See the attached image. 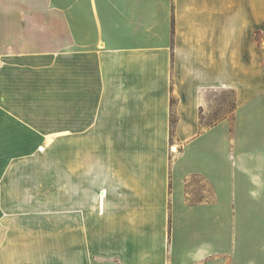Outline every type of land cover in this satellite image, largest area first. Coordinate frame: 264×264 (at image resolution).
Here are the masks:
<instances>
[{"label": "crops", "instance_id": "obj_1", "mask_svg": "<svg viewBox=\"0 0 264 264\" xmlns=\"http://www.w3.org/2000/svg\"><path fill=\"white\" fill-rule=\"evenodd\" d=\"M24 100L75 140L58 210L0 168V264H264V0H0V105Z\"/></svg>", "mask_w": 264, "mask_h": 264}, {"label": "rangeland", "instance_id": "obj_2", "mask_svg": "<svg viewBox=\"0 0 264 264\" xmlns=\"http://www.w3.org/2000/svg\"><path fill=\"white\" fill-rule=\"evenodd\" d=\"M9 106L20 107L21 115L12 116L5 109L3 111L4 107L0 105V168H3V172L14 171L35 177L36 203H45L58 210L61 151L67 142L75 140L74 133L60 132V102L24 100L9 102ZM9 106L6 108L9 109ZM234 110L231 90L207 92L202 114L203 126L224 118L232 120ZM41 145L45 146V151L40 150ZM64 151H68V156L74 155V149ZM55 216L52 214L53 220Z\"/></svg>", "mask_w": 264, "mask_h": 264}, {"label": "bare ground", "instance_id": "obj_3", "mask_svg": "<svg viewBox=\"0 0 264 264\" xmlns=\"http://www.w3.org/2000/svg\"><path fill=\"white\" fill-rule=\"evenodd\" d=\"M173 149H174V150H176V149H177V147H176V146H174V147H173ZM40 150H41V151H44V150H45V146L41 145V146H40Z\"/></svg>", "mask_w": 264, "mask_h": 264}, {"label": "trees", "instance_id": "obj_4", "mask_svg": "<svg viewBox=\"0 0 264 264\" xmlns=\"http://www.w3.org/2000/svg\"><path fill=\"white\" fill-rule=\"evenodd\" d=\"M206 125H210V124L207 123Z\"/></svg>", "mask_w": 264, "mask_h": 264}, {"label": "built area", "instance_id": "obj_5", "mask_svg": "<svg viewBox=\"0 0 264 264\" xmlns=\"http://www.w3.org/2000/svg\"><path fill=\"white\" fill-rule=\"evenodd\" d=\"M177 150V149H176Z\"/></svg>", "mask_w": 264, "mask_h": 264}]
</instances>
